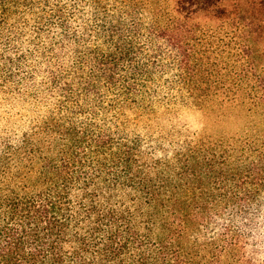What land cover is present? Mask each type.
<instances>
[{
    "label": "trees",
    "instance_id": "16d2710c",
    "mask_svg": "<svg viewBox=\"0 0 264 264\" xmlns=\"http://www.w3.org/2000/svg\"><path fill=\"white\" fill-rule=\"evenodd\" d=\"M219 97L264 122V0H0V264H264V137L151 147Z\"/></svg>",
    "mask_w": 264,
    "mask_h": 264
},
{
    "label": "rangeland",
    "instance_id": "374dc122",
    "mask_svg": "<svg viewBox=\"0 0 264 264\" xmlns=\"http://www.w3.org/2000/svg\"><path fill=\"white\" fill-rule=\"evenodd\" d=\"M246 110V107H233L219 97L207 110L186 111L178 120L154 127L150 135L154 134L153 140L158 144L151 147L158 149L157 157L170 158L185 145L198 140L203 142L202 148L213 150L246 139L263 138L264 122L260 114L252 115Z\"/></svg>",
    "mask_w": 264,
    "mask_h": 264
}]
</instances>
